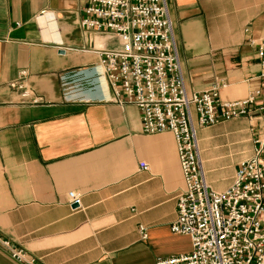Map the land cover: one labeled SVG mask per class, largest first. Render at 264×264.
Wrapping results in <instances>:
<instances>
[{
  "label": "crops",
  "instance_id": "crops-1",
  "mask_svg": "<svg viewBox=\"0 0 264 264\" xmlns=\"http://www.w3.org/2000/svg\"><path fill=\"white\" fill-rule=\"evenodd\" d=\"M166 2L188 91L223 85L219 100L236 102L260 88L250 41L264 39V0ZM84 8L0 0V264H26L12 252L32 264H156L190 251L169 229L184 188L174 138L143 135L137 109L113 99L94 47L115 43L86 40ZM19 80L26 101L12 87ZM209 129L197 132L200 159L206 183L222 192L251 155L224 173L222 144L236 136Z\"/></svg>",
  "mask_w": 264,
  "mask_h": 264
},
{
  "label": "built area",
  "instance_id": "built-area-1",
  "mask_svg": "<svg viewBox=\"0 0 264 264\" xmlns=\"http://www.w3.org/2000/svg\"><path fill=\"white\" fill-rule=\"evenodd\" d=\"M80 1L85 8L79 27L86 40L97 36L115 43L94 47L113 99L137 109L143 135L168 132L174 138L184 188L169 229L189 239L190 251L156 264H264V39L250 41L260 88L243 100L221 102L223 85L187 90L166 0ZM12 87L23 100L30 98L22 81ZM237 120L256 129L253 151L238 164L231 185L215 192L204 178L197 132ZM67 203L79 210V195L68 193ZM139 232L145 239L144 229ZM11 256L32 264L21 252Z\"/></svg>",
  "mask_w": 264,
  "mask_h": 264
},
{
  "label": "rangeland",
  "instance_id": "rangeland-1",
  "mask_svg": "<svg viewBox=\"0 0 264 264\" xmlns=\"http://www.w3.org/2000/svg\"><path fill=\"white\" fill-rule=\"evenodd\" d=\"M234 123H241L242 126H234L231 129L229 128H221L222 125L225 126V124H222L221 126L210 128L208 131L213 132L214 134H219L220 132L228 133L233 137L232 140H229L228 143L222 144V150L223 152L227 153L228 158L224 160V167L223 172H228L229 170H232V167L234 164H237L240 160H242L244 157H249L252 154L253 146L252 141L255 138V132L256 129L252 128L250 125H248V121L246 120H237L233 121ZM244 122V123H243ZM231 123V122H230ZM227 125V124H226ZM255 126V123L253 124ZM242 131H245L246 135L242 133ZM250 131H254L253 135ZM238 134V135H237ZM240 137V139H239ZM221 141V138L215 137L212 139V144H219ZM203 169V168H202ZM206 181V180H205Z\"/></svg>",
  "mask_w": 264,
  "mask_h": 264
}]
</instances>
